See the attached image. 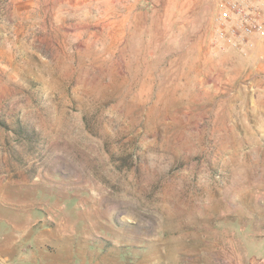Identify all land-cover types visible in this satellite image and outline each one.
I'll return each mask as SVG.
<instances>
[{"label": "rangeland", "instance_id": "rangeland-1", "mask_svg": "<svg viewBox=\"0 0 264 264\" xmlns=\"http://www.w3.org/2000/svg\"><path fill=\"white\" fill-rule=\"evenodd\" d=\"M103 1L0 3V232L21 264H264V37Z\"/></svg>", "mask_w": 264, "mask_h": 264}, {"label": "built area", "instance_id": "built-area-1", "mask_svg": "<svg viewBox=\"0 0 264 264\" xmlns=\"http://www.w3.org/2000/svg\"><path fill=\"white\" fill-rule=\"evenodd\" d=\"M215 23L221 47L248 46L264 37V0H216Z\"/></svg>", "mask_w": 264, "mask_h": 264}, {"label": "crops", "instance_id": "crops-1", "mask_svg": "<svg viewBox=\"0 0 264 264\" xmlns=\"http://www.w3.org/2000/svg\"><path fill=\"white\" fill-rule=\"evenodd\" d=\"M109 4L118 6L121 2H125L127 6L137 5L139 0H108ZM54 5L60 6L68 4L70 6H82V5H103V0H52ZM101 2V3H100ZM1 4L19 7V6H40L49 4V0H0ZM134 11V10H133ZM27 232H25L26 234ZM24 234L14 238L8 237L6 233L0 232V264H21V257L25 256L26 252H23L22 256L16 257L19 249V241L23 238ZM11 239V240H10Z\"/></svg>", "mask_w": 264, "mask_h": 264}]
</instances>
